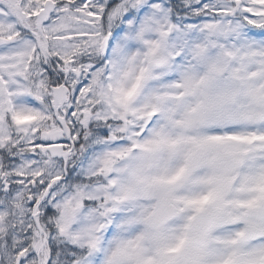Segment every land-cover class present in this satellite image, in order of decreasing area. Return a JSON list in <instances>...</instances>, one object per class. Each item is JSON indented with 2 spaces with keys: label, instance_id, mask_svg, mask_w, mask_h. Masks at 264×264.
<instances>
[{
  "label": "snow or ice",
  "instance_id": "6c2138e0",
  "mask_svg": "<svg viewBox=\"0 0 264 264\" xmlns=\"http://www.w3.org/2000/svg\"><path fill=\"white\" fill-rule=\"evenodd\" d=\"M0 264H264V0H0Z\"/></svg>",
  "mask_w": 264,
  "mask_h": 264
}]
</instances>
